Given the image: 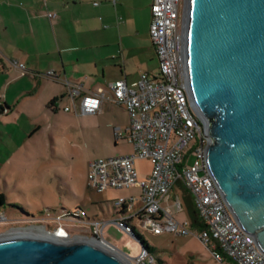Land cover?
<instances>
[{"label": "built area", "instance_id": "obj_1", "mask_svg": "<svg viewBox=\"0 0 264 264\" xmlns=\"http://www.w3.org/2000/svg\"><path fill=\"white\" fill-rule=\"evenodd\" d=\"M180 6L181 0H154L151 5L149 35L160 61L156 76L144 73L132 85L118 80L106 90L87 94H82L80 85L66 84L67 96L79 116L100 114L101 104L107 101L122 107L130 117L125 135L119 131L115 135L117 140L124 138L133 153L91 161L87 176L91 190L103 193L133 189L140 193L138 197L117 199L113 204L117 213L114 219L77 221H89L96 245L116 253L126 264H155L156 257L142 245L136 258L120 253L103 238L102 226L114 223L123 232L136 235L133 223L137 222L153 235L194 236L219 263L230 259L234 264H264V253L254 237L235 221L206 163L210 142L206 122L191 107L183 66L185 39L180 27ZM19 67L25 69L24 65ZM78 98L79 109L75 103ZM137 160H148L152 165L146 178H139ZM179 182L189 189L206 226L201 232L194 230L189 221L176 220L163 206ZM182 204L179 198L175 199V212L182 211ZM79 215L75 212L71 218H80ZM65 235L70 239L67 232Z\"/></svg>", "mask_w": 264, "mask_h": 264}, {"label": "water", "instance_id": "obj_2", "mask_svg": "<svg viewBox=\"0 0 264 264\" xmlns=\"http://www.w3.org/2000/svg\"><path fill=\"white\" fill-rule=\"evenodd\" d=\"M182 32L191 107L210 142L207 166L264 253V0H186ZM0 264L126 263L94 243L26 236L0 239Z\"/></svg>", "mask_w": 264, "mask_h": 264}, {"label": "rangeland", "instance_id": "obj_3", "mask_svg": "<svg viewBox=\"0 0 264 264\" xmlns=\"http://www.w3.org/2000/svg\"><path fill=\"white\" fill-rule=\"evenodd\" d=\"M184 6L186 0H181V28ZM7 86L0 82V194L5 195L4 205H0V239L17 236L16 230L44 228L52 234L61 228L69 234L68 242L96 244L90 222L77 221L67 214L76 212L81 219L90 220L114 219L117 199L139 196L133 189L97 193L91 190L87 177L91 161L131 155V145L125 141L116 145L115 138L105 134L106 129L83 130L81 125L90 118L76 115L68 100L57 111H47L35 102L37 99L28 101L31 90L23 83ZM6 99L11 106L4 105ZM66 107L71 112H66ZM135 168L143 179L151 174L152 165L148 160H137ZM176 195L183 203L182 213H175ZM171 197L163 206L182 222L189 217L183 193L176 188ZM133 227L154 250L155 264H229L226 259L219 263L194 236L153 235L137 222ZM25 235L41 236L36 232ZM101 235L131 258L142 250L140 242L114 223L102 226Z\"/></svg>", "mask_w": 264, "mask_h": 264}, {"label": "crops", "instance_id": "obj_4", "mask_svg": "<svg viewBox=\"0 0 264 264\" xmlns=\"http://www.w3.org/2000/svg\"><path fill=\"white\" fill-rule=\"evenodd\" d=\"M153 2L0 0V82L7 87L23 83L31 90L29 102L37 99L45 110L57 111L64 101H70L67 83L80 85L82 94H87L106 90L118 80L132 85L144 73L156 76L160 61L149 35ZM8 100L4 105L9 107ZM80 102L79 98L75 102L78 109ZM87 117L83 130L106 129L116 145L127 142L115 135L119 131L124 136L130 124L122 107L106 101L100 114ZM174 198L180 199L178 195ZM186 210L189 217L184 221L192 226L187 205Z\"/></svg>", "mask_w": 264, "mask_h": 264}, {"label": "trees", "instance_id": "obj_5", "mask_svg": "<svg viewBox=\"0 0 264 264\" xmlns=\"http://www.w3.org/2000/svg\"><path fill=\"white\" fill-rule=\"evenodd\" d=\"M54 104H55V102H51L50 106H54ZM178 188L183 193V197L185 199L186 205H187L188 210H189V215L191 217L190 220L192 222V227L195 228L197 232H201L202 230H205L206 226L203 223V221L201 220L202 218L200 217L198 211L195 209V207L193 205L194 202H193V198L191 196L189 189L182 182H179ZM4 201H5V195L0 194V205L1 206L4 205ZM68 214H69L68 217H74L73 216L74 214H70V213H68ZM76 220H87V219L76 218ZM139 239L141 240L142 246L145 247L147 251H149L150 253L154 252L153 249L148 247L149 245L146 243V241L144 239H142L140 237H139ZM227 260H230V259H227ZM231 263H233V261H231Z\"/></svg>", "mask_w": 264, "mask_h": 264}, {"label": "bare ground", "instance_id": "obj_6", "mask_svg": "<svg viewBox=\"0 0 264 264\" xmlns=\"http://www.w3.org/2000/svg\"><path fill=\"white\" fill-rule=\"evenodd\" d=\"M15 233H17L16 235L17 236H12V237H18L21 236V237H26V236H32V235H25L26 232H36L39 234L40 237H47V238H56V239H61V240H69V238L66 237L65 235V232L63 230H56L54 233L50 234V233H47L46 229L44 228H28L26 230H23V231H19V230H16L14 231ZM31 234V233H30ZM35 237V235H34ZM72 241V240H71Z\"/></svg>", "mask_w": 264, "mask_h": 264}]
</instances>
